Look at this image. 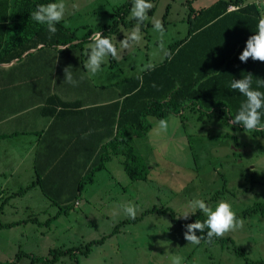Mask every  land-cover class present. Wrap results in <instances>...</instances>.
I'll return each mask as SVG.
<instances>
[{
	"label": "rangeland",
	"instance_id": "obj_1",
	"mask_svg": "<svg viewBox=\"0 0 264 264\" xmlns=\"http://www.w3.org/2000/svg\"><path fill=\"white\" fill-rule=\"evenodd\" d=\"M127 1L64 0V26L76 31L81 39L119 19L113 36L119 59L106 57L101 71L89 77L83 65L90 40L81 47L58 51L59 89H97L105 100L119 97V84L146 71L142 70L146 63L155 66L163 62L170 45L187 36L190 11H200L218 0H151L153 7L141 25V41L129 50H121L124 33L137 23L130 11L123 18L117 14ZM153 17L161 20L166 30L163 48L159 34L153 30ZM52 53L44 51L23 59L13 72L21 69L27 73L39 57L47 54L48 60ZM67 66L72 67L75 85L64 83L63 70ZM41 78L45 76L41 74ZM159 120L149 117L151 131L144 137L128 135L130 144H122L119 149L133 148L149 169L147 180L130 179L124 167L126 157L121 153L106 163L95 183L78 197L80 204L74 201L68 205L71 209L67 213L58 215L60 207L40 191L35 196L18 194L20 190L15 196L7 193L10 202L0 212V261H14L23 251L39 259L33 261L23 255L20 264H43L42 259L53 258L52 250L76 248L74 255H62L53 264H170V255H179L182 264H264V213L258 209L264 207V134H246L244 129H235L224 115L192 109H187L183 117H167L166 132L156 131ZM193 199H203L213 209L217 201H227L236 216L245 220L243 229L226 233L221 237L225 241L188 245L185 230L173 221L171 212L143 216L154 207L169 208L178 219L191 211L187 205ZM124 203L134 204L136 218L141 219L128 218L121 208ZM191 216L179 220L186 222ZM12 223L11 227H1ZM92 241L100 242L84 254Z\"/></svg>",
	"mask_w": 264,
	"mask_h": 264
},
{
	"label": "trees",
	"instance_id": "obj_2",
	"mask_svg": "<svg viewBox=\"0 0 264 264\" xmlns=\"http://www.w3.org/2000/svg\"><path fill=\"white\" fill-rule=\"evenodd\" d=\"M49 2L53 0H0V65L9 64L17 59L21 60L24 54L41 45L57 49L61 46L81 47L89 40L92 33L86 34L81 39L76 35V31L66 28L63 21L56 25L57 32L53 35L47 31L46 25L30 19L31 12L38 5ZM231 5L236 6L237 9L229 12ZM131 7L132 0H128L117 9V14L123 18ZM263 10L264 7L260 8L257 3L244 5V0H218L200 11H190L188 34L170 45L166 59L154 68L127 78L119 84L122 89V100L110 104L113 111L109 116L110 120L107 118L111 126V132L107 135L108 142L103 146L98 159L90 165L88 172L83 176L78 190L81 191L86 183L93 181L97 172L106 168V163L111 160L112 155L121 153L126 157L124 167L132 181L148 179L149 169L140 161L133 148L130 146L121 151L119 149L122 144L126 146L130 144L128 135L144 137L151 131L152 124L148 121L149 117L158 119H166L171 115L183 117L187 109H192L206 114L219 113L231 123L241 103L246 99L238 91L230 89V82L233 79H241L243 75L251 73L253 89L264 92V87L258 88L256 83L257 79H264V62L249 58L245 63L239 59L248 38L257 30L258 20L261 14H264ZM118 21L119 19H116L114 24L101 30L102 34L110 37L112 42L113 36L117 33ZM58 51L61 52V50ZM31 54L32 52L27 55ZM54 98L58 101L56 106L61 109H76L79 105L76 102H65L57 96L52 97V100ZM261 112L262 123H264V109ZM233 127L237 130L243 129L238 125ZM255 133L263 135L264 131H255ZM37 185L40 187L44 185L39 175L32 184V186ZM27 189L29 188L20 190L18 194L25 193ZM43 192L46 198L52 201L51 203L60 207L58 215L67 213L71 209L68 205L79 199V196H74L63 205L46 190ZM10 197L0 205V212ZM258 209L264 213V207ZM164 211L171 212L173 221L185 231L186 224L193 223L197 219L201 222L206 219L204 213L197 211L188 221L183 222L175 217L172 209L156 207L146 211L143 216ZM252 211L256 210H250L249 213ZM138 219L141 218H135L132 221ZM12 225L13 223L1 227ZM206 234L207 230L203 234L197 231L198 236H206ZM225 240L221 237L214 238V241L209 244ZM100 241L88 243L83 253L88 254L92 246L99 244ZM236 250L240 254L243 253L240 248ZM75 251H77L76 248L52 250L53 258L42 259V263H56L60 256L74 255ZM23 255L31 257L33 261L39 259L21 251L14 261H0V264H20L19 258Z\"/></svg>",
	"mask_w": 264,
	"mask_h": 264
},
{
	"label": "crops",
	"instance_id": "obj_3",
	"mask_svg": "<svg viewBox=\"0 0 264 264\" xmlns=\"http://www.w3.org/2000/svg\"><path fill=\"white\" fill-rule=\"evenodd\" d=\"M246 4L250 3L244 0ZM61 48L66 47L41 45L31 55H27L31 52L24 54L21 60L0 65V191L6 192L0 194V204L7 193L26 188L29 189L24 196H35L40 191L46 197L43 192L46 190L64 204L74 196L81 197L88 185L95 183L96 175L106 169L97 172L92 182L78 190L83 176L108 142L111 126L107 118L113 111L110 104L122 100L121 95L105 100L97 89H59L57 63ZM44 51H53L48 54L49 62L46 54L39 57L37 64L33 63L31 71L13 72L23 59ZM45 64L48 66L41 71L45 76L42 80L40 70ZM55 96L79 105L76 109H61L56 106L57 99L52 100ZM38 175L43 187L32 186ZM72 203L80 204L79 199Z\"/></svg>",
	"mask_w": 264,
	"mask_h": 264
},
{
	"label": "clouds",
	"instance_id": "obj_4",
	"mask_svg": "<svg viewBox=\"0 0 264 264\" xmlns=\"http://www.w3.org/2000/svg\"><path fill=\"white\" fill-rule=\"evenodd\" d=\"M76 7V5H74ZM153 7L150 0H132V7L130 10L131 17L137 23L127 33H124V39L120 41L121 50H129L134 45L138 44L141 39V25L148 19V12ZM66 11V4L64 0H53L47 4H40L34 11L31 12L30 19L38 22L41 25H46L47 31L50 34L57 32L56 25L64 19ZM153 30L159 34L158 42L161 48L164 46V36L166 30L161 20L152 18ZM90 43L87 50V60L83 67L89 77L97 75L105 62V58L111 56L114 59H119L118 49L112 42L110 37H106L100 30L93 32L89 36ZM66 48H61V51ZM251 58L254 61L264 62V14H261L255 34L250 36L246 42V47L239 56L240 61L247 62ZM71 66L64 68V83L75 85L77 81L74 79ZM154 68L152 63H146L142 70H149ZM83 78V77H81ZM253 75L247 73L241 79H233L230 82V89L238 91L246 99L241 103L237 113L231 120V125L242 126L245 133L255 131H264V123H262V112L264 109V92L253 89L252 87ZM257 87H264V79H257ZM168 129V121L160 119L158 121V129L156 131L166 132ZM187 207L191 211H185L179 218L183 217L187 220L190 215H193L198 209L206 216V219L201 222L196 220L193 223L185 225L186 231L184 238L188 241V245H199L202 241L212 243L214 238L223 237L226 233L235 232L243 229L245 220L238 218L233 212L231 205L225 200L217 201L215 208L209 206L203 199L191 200ZM124 214L130 218L135 219L137 215V208L132 203H124L121 205ZM178 218V219H179ZM205 235H197V231ZM163 245V242H159ZM170 264H182V258L179 255H170Z\"/></svg>",
	"mask_w": 264,
	"mask_h": 264
},
{
	"label": "built area",
	"instance_id": "obj_5",
	"mask_svg": "<svg viewBox=\"0 0 264 264\" xmlns=\"http://www.w3.org/2000/svg\"><path fill=\"white\" fill-rule=\"evenodd\" d=\"M260 7H264V0H259V2L257 3ZM237 9L236 6H229V9L228 11L231 12V11H235Z\"/></svg>",
	"mask_w": 264,
	"mask_h": 264
}]
</instances>
